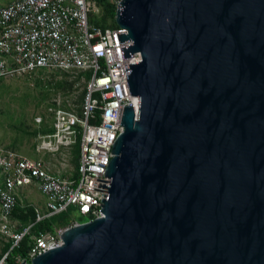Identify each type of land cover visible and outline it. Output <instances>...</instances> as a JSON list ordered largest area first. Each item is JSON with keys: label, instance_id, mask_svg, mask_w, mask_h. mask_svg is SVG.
<instances>
[{"label": "water", "instance_id": "water-1", "mask_svg": "<svg viewBox=\"0 0 264 264\" xmlns=\"http://www.w3.org/2000/svg\"><path fill=\"white\" fill-rule=\"evenodd\" d=\"M125 107L102 217L30 264H264V0H121Z\"/></svg>", "mask_w": 264, "mask_h": 264}, {"label": "built area", "instance_id": "built-area-1", "mask_svg": "<svg viewBox=\"0 0 264 264\" xmlns=\"http://www.w3.org/2000/svg\"><path fill=\"white\" fill-rule=\"evenodd\" d=\"M121 0H106L115 8ZM98 0H15L0 6V81L37 71L88 73L86 96L79 114L49 108L51 130L41 134L37 152L55 153L75 145L80 137L76 177L52 173L42 160L32 159L0 147V232L8 250L0 264H30L36 257L62 245L64 228L38 231L36 224L74 210L92 222L102 217V201L109 179H104L112 155V144L122 133L125 107L138 110V98L129 94L123 67L139 63L138 54L124 55L130 44L122 42L125 31L101 27ZM37 126L41 117L34 119ZM33 187L45 201V210L23 205L20 196ZM32 208L33 222L26 225L14 213ZM28 238L24 256L13 255ZM11 259V263L9 260Z\"/></svg>", "mask_w": 264, "mask_h": 264}, {"label": "rangeland", "instance_id": "rangeland-1", "mask_svg": "<svg viewBox=\"0 0 264 264\" xmlns=\"http://www.w3.org/2000/svg\"><path fill=\"white\" fill-rule=\"evenodd\" d=\"M15 0H0L4 6ZM96 21L110 27L100 6ZM76 81L71 92L63 94L57 90L58 85ZM86 80L79 72L37 71L9 81H0V147L15 151L22 156L39 159L44 162L49 172L73 177L76 174L75 145L63 147L55 153L37 152L40 131L49 129L52 117L49 108H60L65 111L80 113L85 100ZM41 117L43 123L37 126L34 119ZM23 205H32L40 211L45 210L44 198L33 187L27 188L20 196ZM78 214L76 217L78 218ZM20 223V222H19ZM22 224V223H20ZM23 226V224H22ZM6 244L0 232V259Z\"/></svg>", "mask_w": 264, "mask_h": 264}, {"label": "trees", "instance_id": "trees-1", "mask_svg": "<svg viewBox=\"0 0 264 264\" xmlns=\"http://www.w3.org/2000/svg\"><path fill=\"white\" fill-rule=\"evenodd\" d=\"M98 4L100 6H102L103 12H104V18L102 19L101 23H104V21L106 19L111 21V26L109 28H115L116 23L114 20V16H115V6L111 5L110 3L106 2V0H98ZM97 25L101 26V27H106L103 26L102 24H99V22H97L96 20L94 21ZM80 73V72H79ZM80 76H82L86 82L89 79V74L88 73H80ZM76 84V81H73L71 83L65 82L62 83L60 85H58V89L60 90V92H62L63 94H66L68 92H71L74 85ZM84 92H86V87L84 89ZM51 130L50 129H44L42 131H40V133L38 134H48L50 133ZM80 137L78 136L77 142L75 144L74 147V154L77 157V159H79L80 156ZM79 161V160H78ZM78 161L76 160V168L78 166ZM76 177V174L73 176ZM18 213H14V218H16L17 220H19L20 223H22L23 225H26L30 222L34 221L35 218V214L32 208H27L26 211H20L18 210ZM76 212L74 210H69L67 213H63L57 216H53L49 219L44 220L43 222H41L40 224H36L35 229L36 230H40V231H52L53 228H64L67 227L71 224L72 221H76L78 223H84L87 221V219H85L82 216H78V218L76 217ZM9 248V244L6 243L2 249V252L5 253ZM29 246H28V238H25L20 247L18 249H15L13 251V255H21L24 256L26 251L28 250ZM9 262L11 263V259L9 260Z\"/></svg>", "mask_w": 264, "mask_h": 264}]
</instances>
